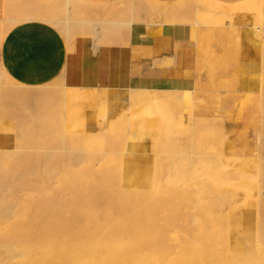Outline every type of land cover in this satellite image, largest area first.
Masks as SVG:
<instances>
[{
	"label": "bare ground",
	"instance_id": "obj_1",
	"mask_svg": "<svg viewBox=\"0 0 264 264\" xmlns=\"http://www.w3.org/2000/svg\"><path fill=\"white\" fill-rule=\"evenodd\" d=\"M6 1L10 2L9 5L14 2L13 0ZM132 1L134 0H130L129 10H134ZM143 1L145 5L140 12L142 17L149 18V22L146 24H153L152 20L158 18L162 19V24L169 23L178 15H181L182 21L194 24L193 16L190 19L184 8L174 5L170 8L167 6L168 9L163 10L158 7L157 3ZM26 2L32 3L33 1L26 0ZM26 2L23 4L29 5ZM258 2L260 4V0ZM31 3L25 7L29 9ZM23 4L14 2L9 9L15 10L14 6L23 8L20 7ZM106 4L103 5L106 6ZM116 4L124 5L122 0H116ZM245 4L247 3L239 6ZM90 5L88 4L89 7H91ZM33 6L34 8L30 10L25 8L27 15L22 14L20 16L22 19H15L12 22L43 20L55 26L57 31L63 27L66 28V26L68 29V26L75 28L85 25L91 32L90 38L94 41V45L91 43L94 51L104 39L105 33H108L107 27L105 29L102 27V25L105 26V20L77 21L78 19L68 18L67 13L64 20L59 18L64 17L66 9L62 13L63 16L61 14L57 17L59 20L56 18L54 20L40 19L35 13L39 4L35 3ZM19 8L18 11L21 12L22 10ZM113 8L111 6V9ZM118 8L119 10L123 9L122 6ZM25 9L23 8L24 12H26ZM32 9H34V13L29 14L28 11H32ZM240 10L236 6L231 9L228 15L224 13L225 11L213 10L214 12L210 13L211 10H207L209 12L207 15L218 19L231 18L236 14L239 15ZM253 10L257 12L258 19L256 21L264 31V7L257 6ZM246 11L248 12V10ZM243 12L245 11L243 10ZM250 13L251 11H249V15L253 16ZM2 19H0V29L3 22L8 21ZM134 19L132 17L126 22L118 23H121V28H125L132 22L139 21V17L137 20ZM106 25L108 26L107 23ZM253 27L255 26L253 25ZM63 31L61 30V32ZM67 33L66 36L69 34ZM61 34L65 35V32ZM103 46L105 45L103 44ZM253 59L256 62L253 65L263 67L264 59L259 54L254 52ZM258 59H260V63L257 61ZM260 74L262 82L259 83V90H262L264 70L260 71ZM60 85L62 94L58 88L59 92L56 93L61 94V98H57L61 100L58 105L55 103L56 107L52 106L54 108H52V112L54 111L53 117L55 116L58 125L63 129L70 123L78 122L96 126L126 106L138 107L148 115L156 114L158 116V110H154V105H157V108H159L158 105H161V108L164 109L168 106L175 107L177 112L180 108L181 113L187 114L190 122H197L195 127L191 123V130L194 132L206 129L207 132L209 131V135L213 134L212 131L215 132L213 137H216L219 133L216 130L222 129V121L220 122L218 119H195L191 115V93H158L146 90L147 92L133 91L122 96L119 94L106 95L95 91L72 89L69 91ZM37 88H40V85ZM35 89L29 91L30 86L13 82L0 70V93L8 92L19 100H24L23 98L26 96L40 99L45 92ZM76 93L78 94L76 95ZM54 96L56 95L54 94ZM77 98L79 100H76ZM42 104L45 105V103ZM97 107L102 110L88 113L87 116L82 111L83 108ZM164 111L166 113V110ZM171 111L167 112L170 113L169 115L166 113L169 116L168 121L176 113L174 110ZM27 112L29 113V111ZM120 113L119 118L109 121L107 129L101 133L77 135L66 133L60 128L57 134L59 137L56 140L53 138V141H49L47 138L48 141H45L42 138L44 142L37 141L33 144H29L30 141H27L30 146L22 147V139H20L18 144L20 150L5 149L0 153V264H264V161L256 162L255 172L257 171V173L252 174L255 176L254 178L251 177V173L248 174L253 163L248 159L219 160L217 155L224 156L222 151L216 155L212 154L211 150L209 153L206 149V155H197V159L191 161L189 158L187 160L188 153L186 154L184 151L181 153L179 150L176 153H179L180 159L178 156L177 158L173 157L174 155L172 156L171 153H169L171 156L167 154L168 158L172 157V161L180 160L178 162L182 160L184 162L185 159L187 163L191 161V165L196 166L188 165L189 168H184L183 165L178 174H172L174 170L171 168V164L166 162V159L164 160L166 156L163 153H166L164 152L166 149L162 147V154L155 152L157 155L155 157L147 158L145 156L142 158V167L132 171L127 166L132 164V160L129 161V156L134 151V145L137 142L134 141L135 136L127 135L124 129L126 127L124 126L126 112ZM163 115L162 113L161 116ZM165 115L164 120L167 123L165 117L168 116ZM218 122L221 124H219V129ZM213 123L214 127H210L209 124ZM216 123L217 129L215 130ZM45 125L44 127L48 128V131L51 130ZM51 126L53 128L54 125ZM167 126L168 129H175L172 125ZM37 128L39 129V127ZM51 132L55 133V129L49 133ZM162 132L164 131L162 130ZM168 133H166L167 136L162 135L163 138H167ZM203 133L204 131H202ZM161 134L163 133H157L160 137ZM220 136L219 138L222 140V134ZM117 138L119 139L116 141ZM166 138L167 142L170 138ZM187 138L189 137L187 136ZM214 139L216 141V138ZM170 140L168 143L172 142L176 145V141L172 139L170 142ZM118 141L120 147H118L119 143H116ZM113 142L117 144L115 148L122 149L120 153L114 152ZM162 142L160 141V145L165 146L166 144ZM195 142L198 141L195 140ZM156 146L152 148L157 150ZM168 146L171 145L168 144ZM127 147L129 152L125 154ZM259 147L262 149V145ZM176 148L173 150L176 151ZM219 148L221 149L222 146ZM203 153L205 154V152ZM261 154L263 153L261 152ZM174 163L173 161L172 165ZM111 165L113 168H110ZM148 165L156 167L154 172L147 169ZM177 166L180 167V165ZM250 177L254 178L255 182H259L261 178L263 186L258 185L254 193L245 191L242 196H239V184L235 183L244 180L251 181ZM252 181L254 180L252 179ZM149 186H151L150 190L144 191Z\"/></svg>",
	"mask_w": 264,
	"mask_h": 264
},
{
	"label": "crops",
	"instance_id": "obj_2",
	"mask_svg": "<svg viewBox=\"0 0 264 264\" xmlns=\"http://www.w3.org/2000/svg\"><path fill=\"white\" fill-rule=\"evenodd\" d=\"M30 1L40 5L48 0ZM148 1L161 5L164 10L167 6H179L182 0ZM246 1L194 0V24L179 21V16L175 17V21L161 25L135 21L128 27H118L116 31H112L101 41L103 43L100 42L96 51L93 50L94 41L90 38L91 32L87 26L73 28L66 39L47 21L8 24L9 21L6 23L8 29L0 36V70L12 81L27 87L58 82L66 89L122 96L133 91L187 92L191 93V99L206 102L208 110L205 117L218 119L220 122V118L225 117L232 106V99H224L223 104L216 109V97L223 93L216 88V81L220 76H229L231 92L243 98L238 102L240 109L245 112H240V118L244 123H251L250 116L255 112L258 102L252 95L254 80L242 75L243 68H254L253 64L245 63L242 55L247 51L244 44L249 27L243 25L247 15L236 14L222 19L207 15V10H211L210 13L213 10L225 11L228 15L232 8ZM5 4V0H0L2 20L7 19L5 16L10 11ZM111 6H117L116 0H80L72 18L79 17L80 21L86 22L83 19L86 14L83 13L97 11L111 15L107 22H120L114 18L116 10L115 7L111 9ZM250 55L252 56V52ZM125 109L128 110L129 106L122 110ZM101 110L100 107L82 109L85 116ZM122 110L96 126L81 122L76 124L85 130L97 131ZM145 156L150 157L145 151H133L129 156L132 164L127 168L132 171L141 168L142 158ZM151 167L152 165H148L147 169Z\"/></svg>",
	"mask_w": 264,
	"mask_h": 264
},
{
	"label": "rangeland",
	"instance_id": "obj_3",
	"mask_svg": "<svg viewBox=\"0 0 264 264\" xmlns=\"http://www.w3.org/2000/svg\"><path fill=\"white\" fill-rule=\"evenodd\" d=\"M9 1H11V0H9ZM13 1L14 2H17L18 4H23V2H26V0L25 1L24 0H21L22 3H21L20 0H18V1L17 0H13ZM79 1L80 0H69V1L68 0H50V1L48 0L47 2L41 3L38 6V10H36L35 13L37 14V16H39L40 19H43V18L44 19H49L50 18V19H53V20H54V18H56V20H59V18H61V19L64 18L65 19L67 17V14L69 16L68 18H72V13L77 8V3ZM258 1L259 0H247L246 1L247 4H245L244 6H238V9H241L240 10V14L238 16H245L248 13L247 14L248 17L245 18L246 21L243 22L244 23L243 25H246L247 27H249V28H247L248 29V31H247V33H248L247 35L248 36H247L246 42L244 44V47L247 48V51H245V53H243L242 55H243V58H244L245 63L248 62L249 64H255L256 63V62H254L255 59H253V53L254 52L257 53V54H259V56H261V58L264 59V50H263L264 49V39H263L264 31L261 30V28H262L261 25H259V23H257L258 21H256V19H258L257 18V12H255L253 10V9H256L257 6L258 7L259 6L260 7L261 6L264 7V0H262V1L260 0V4H259ZM66 2H67V4H66ZM122 2H123L124 5L118 4L115 7L116 14L114 15V18L117 21H120L121 23H123V22L128 21L129 19H132V17H133V19L136 17L134 20H137L138 17H139L138 20L140 22H145V23H148L149 22V18H146L145 17L146 18L145 19L144 17L141 16L142 13L140 12V10L145 5V2L143 0H134V1H132L134 3V10H129L130 0H122ZM5 3H6L5 5L8 8L13 4V3H11V5H9L10 2H8L6 0H5ZM27 3L28 2H26V4ZM30 3L31 2H29L28 4L30 5ZM35 3L36 2H32L31 3L32 5L30 6L29 9L25 7V6H29V5H25V4H23V6H20V7H23L24 9L26 8L27 10H30L31 8H34L33 4H35ZM193 4H194V0H182L178 4L179 5L178 7L184 8L185 13L191 19L192 16H193V11H194ZM47 5H49V6H47ZM121 6L124 9V11H123V9H120L119 10L118 7L121 8ZM14 7L16 9L14 10L13 7H11L13 9V11H11L9 9L10 11L5 16V18L11 19V20H8V21H10V23H8V24H13L12 20H15V19L16 20H20V18H21L20 16H22V14L27 15V14H25V13H27L26 9H25L26 12H24L23 8H19L18 7L19 10H22L20 12V11H18L17 6H14ZM158 7L161 8V5H158ZM252 7H254V8H252ZM16 10H17V12H16ZM44 10H46L45 11L46 12L45 13V17L43 16V11ZM64 10H65V13H64ZM243 10L245 12H243ZM246 10H248V12ZM129 11H131V12H129ZM249 11H251V13L253 14V16H250L249 15ZM96 12L97 11H95L94 13H89L87 11L86 13H83V15L86 14V17H83V19L86 20V21H96V20L97 21H101V20H105V26L102 25V27L104 29L107 27V30H106V31H108L107 34H110L112 31H116L117 28L120 26L121 23H118V22H116V23L115 22H107L106 21L107 18L109 16H111V15L106 14V12H104V13H98V12L96 13ZM28 13L29 14L30 13H34V9H32V11H28ZM62 13H64L66 16L64 14H62ZM61 14H62V16L64 15V17L57 18ZM243 14H245V15H243ZM24 15H23V18L25 17ZM137 15H139V16L137 17ZM178 16H179V21H182V18L180 17L181 15H178ZM178 16H176V17H178ZM7 19H5V20H7ZM76 19H78L77 21H79L80 18L79 17H76ZM175 20L176 19L174 17L172 19V22L175 21ZM189 21L191 22V20H189ZM7 22H3L2 26H1V29H0V33H1L0 36L1 37L4 35V33L6 32V30L8 29V27H6V23ZM152 22L157 23V24H162V19L161 18H158V19L152 20ZM193 22H194V20H193ZM106 23L108 24V26L106 25ZM253 25L255 27H253ZM116 26H118V27L116 28ZM113 27H115V28H113ZM121 27L122 26H120V28ZM63 29H65V30L63 31ZM68 29H69V31H67V32L69 34L66 32V30H68ZM68 29H67V26H66V28H64V27L61 28V30L63 32H65V35L64 34H62V35L66 39H68L71 31L73 30V28L72 27L70 28V26H68ZM258 29H260L261 31L258 30ZM61 30L59 32H61ZM255 31H256V33H255ZM257 31H259L260 34H259V32L257 33ZM63 32H61V33H63ZM66 33L68 34V36H66ZM107 34L105 33L106 37L108 36ZM105 35H104V39H105ZM256 35H258V36H256ZM70 38H71V36H70ZM261 42H262V44H261ZM261 45H263V46H261ZM251 52H252V56L250 55ZM260 54H262V55H260ZM257 61L259 62L260 59H258ZM253 66H254V68L253 67L252 68H249V69L243 68V71H242V75L244 74L245 76H248V79L254 80V82H255V88H254V90H252V92L254 94H252V95H254V97H255V99H257V102L258 103L255 105V112L252 113V115L250 116V119H252V121H250L251 123H248V122H245L244 123V122H242L243 120L240 118V112L243 111V110L240 109V107L238 105V102L241 101V100H243V98L241 96H236V95H234L231 92V88H230L231 87V85H230L231 84L230 83V78L231 77H229V76H224V77L223 76H220L219 78H217L216 88L219 91L223 92V93L221 95L219 94L216 97V100H215V103L217 105L216 106L217 107L216 109H219V106L223 104L224 99H227V98H231L232 99V106L230 107L229 111L226 113V116L220 118L221 121H222V123H221L222 124V126H221L222 129H220V130H222V131L216 130L217 129V126H216L217 123L215 124V130L216 131H219V133L217 134L218 135L219 142L217 140V135H216V137L215 136L213 137V134L215 135V132H213V131L211 132L213 134H210V135L208 134L209 131L207 132L206 129H203L201 131H199L200 130L199 129V130H197V132L196 131L195 132L192 131L191 130L192 125L194 124L193 126L195 127L197 122L196 121H192V120H191L192 122H190V119H188L187 114L184 113V112L181 113L182 110L180 108L178 109V112H179L178 113L177 112V109H175V107L168 106V108L171 107V109H168L167 107L164 109V108H161V105L160 106L158 105L159 108H157V105H154L155 106L154 107V110H158V114H157L158 116L159 115L161 116L162 113L165 115L169 110L170 111L172 110L171 112H173V110H174V112L178 113L177 116H175L176 113H174L173 114V118L174 119L172 117H170L171 119L169 121H168V118H169L168 115L170 113H167L168 115L167 114L165 115V116H168V117H165V119L167 120V123H165L166 121L164 120V115L161 116V118H162L161 119V118H159L160 116L158 117V116H156V114L155 115H148V113H146L145 111H143L141 108H138V107H136V108H134V107L132 108L131 107L130 108L129 107L128 110L125 109L124 111H122V114L124 112H126V114H125V123H124V126H126V127H124V129H125L127 135H134L135 136V138H134L135 140L134 141L137 142V144L134 145V151L135 152H137V151H145L150 157H153V156L155 157V156H157L156 153L162 154V151H163L162 150V147H164L163 149H166V150H164V152H166V153H163V155L166 156L164 158V160L166 159V162H168V163L171 164V166H172L171 168L174 170V172H172V174L173 173L174 174H178L179 173L178 172L179 169H182L183 165H184V168L185 167L186 168L187 167L189 168L188 165L193 166V167L196 166V165H191L190 162L192 160L193 161L196 160L197 159L196 158L197 155H206L207 154L206 153L207 150L209 151V153H211V151H212V154H216V155L218 153H220V151H222V153H223L224 156H220L218 154L217 155L218 156L217 159H219V160H225V159L226 160H231V159H234V160L248 159V160H250V161L253 162L252 163V166L250 167V169L248 171V174L249 173H251V175L252 174H256L257 173V171L255 172V170H256V165H255L256 162L258 160H261L260 162H263L264 161V150H263V148H264L263 147L264 146V140H263L264 139V137H263L264 136V115H263V113H264V111H263L264 110V97H263L264 96V89L263 88L264 87L261 88L262 90H259L260 89L259 83L262 82L261 81L262 78L260 77V75H261L260 74V71L264 70V60H263V63H262V66H263L262 68L263 69L260 68L259 66H256V65H253ZM13 82H15V81H13ZM17 84H19V83H17ZM56 84H58V82L51 83V84H48V85H43V86H40V88L30 87V90L29 91H34V89L36 88L35 90H37V89L40 90L41 89V90H43L45 92V94L43 96H41L40 99L39 98H35V97L32 98V97H29V96H28L29 97L28 98L26 96V98L25 97L23 98L24 100H22V99L19 100L14 95H12V94H10L8 92L2 91L0 93V153L3 152V150H5V149L11 150V149H14L15 148L17 150H20L18 148L19 147L18 144H19V140L20 139H22V147H28V146H30V145H28V142L27 141H30L29 144H33L35 142L37 143V141L38 142H44L42 138H44L45 141H48V140L49 141H53L54 139L56 140V138L59 137L57 134H58L60 128H62L61 130H63L66 133L77 134V135H83V133H86V135H89V134L94 135V133H96V132L101 133V132L104 131V129L105 130L107 129L109 121H114V119L115 118L117 119V117L119 116L118 115V116L112 118L113 120L110 119L107 123H104L102 125V127L99 130H97V131L85 130L82 126H80V125H78L76 123L75 124H69V125L66 126V128L63 129V127H61L60 125H58V123H57V121L55 119V116L53 117V114L55 115L54 111L52 112V110L54 109L52 106L55 105V107H56L58 105V103H59V101L61 99H57V98H61V94H62V91L60 90V87H59V85L61 83H59L58 86H56ZM52 85H54V86H52ZM55 86H56V88H55ZM57 88L60 90V93L61 94L56 93V92H59V91H57ZM54 89H56V90H54ZM69 91H71V90L69 89ZM66 92H68V91H66ZM50 93H52V94H50ZM54 94L56 96H54ZM77 94L78 93H76V95ZM261 98H263V99L261 100ZM76 100H79V99L77 98ZM42 103H45V105H43ZM23 105H24V107H23ZM205 105H206V102L205 101H203V100L195 101L192 98L191 99V115L195 119H199V118H201V119H204V118L205 119H211L209 117H205L204 116V114L208 110L207 107H205ZM44 106H46V107H44ZM26 110L29 111V113ZM31 110H33L34 113L31 112ZM159 110L161 111L160 113H159ZM164 110H166V113H164L165 112ZM2 112H3V114H2ZM39 114H40V117H39ZM171 116H172V114H171ZM175 117H176V119H175ZM161 120H164V121H161ZM260 121L263 124H261ZM48 123H51V124L49 125ZM191 123H192V125H191ZM30 124H31V126H30ZM44 124H46L45 126L49 127V129H51L52 131H54V129H55V133L54 132L49 133L51 130L48 131V128L46 129L44 127ZM52 124L55 126V128H54V126L52 128V126H51ZM175 124L176 125L178 124V125L176 126ZM219 124L220 123L218 122V129L220 128V125H221V124L220 125ZM167 125H169V126L172 125V127H175V129L170 128L171 131H169L170 129H168V126ZM165 126H166V128H165ZM209 126L210 127H214V123L212 125L209 124ZM37 127H39V129ZM56 127H58L57 130H56ZM161 128H163V129H161ZM162 130L164 132H162ZM159 131H161V132H159ZM168 131H169V133H168ZM202 131H204L203 134H202ZM178 132H179V134L177 135ZM80 133H82V134H80ZM157 133H163V134H161V137L162 138L160 136H158ZM166 133H168V135H169L168 137L171 140L173 139V141H176L175 142L176 145L174 143H172L170 139L169 140H170V142L172 144L171 143H168L169 140L166 142V140H165L166 137L163 138V136H162V135H166ZM221 134H222V140H220V138H219V137H221L220 136ZM45 135H46V137H45ZM52 135L53 136L55 135L56 137H53ZM37 136H38V138H37ZM176 136H178V137H176ZM187 136L189 138H187ZM19 137H21V138H19ZM151 137H152V139H151ZM211 137H213V138H211ZM16 138L18 139V141H17ZM47 138H48V140H47ZM214 138H216V141H215ZM255 138L258 141L257 140L255 141ZM118 139L119 138H117L116 141ZM151 140H154L153 141L154 143L153 142L151 143L150 142ZM195 140L198 141V142H195ZM156 141H157V143H156ZM160 141H163L162 143H164L166 145L165 146L164 145L161 146L160 145ZM199 142H200V144H199ZM116 143H119V141L116 142ZM116 143L113 144V150H114L115 153H120L121 150H122V149L118 148V147H120L119 146L120 143L118 144V147L115 148L117 146ZM121 144H122V142H121ZM168 144H170L171 146H168ZM216 144L219 147L222 146V148L220 149ZM149 145H152V146H149ZM155 145H157L156 147L159 149L160 152L158 151V149L157 150L156 149L154 150V148H152ZM260 145H262V149H261V147H259ZM179 147H180V149H179ZM175 148H176V151H174ZM116 149H118L117 152H116ZM171 150H173L174 154H173V152H171ZM179 150H180L181 153H184V152H186V154L188 153V155L190 157L187 156V160L190 159L191 161H189V163H187V160H185V159H184V162H183V160L181 162H178L180 160H176V161L173 160L176 164L174 163V165H172L173 164V161L171 160L172 157L168 158V156H171V155L173 156L174 155L173 157L176 156L175 158H177V156H178V159H180L179 158V153H176L177 151L179 152ZM258 150H260V151H258ZM182 151H184V152H182ZM127 152H128V147H127L126 153ZM203 152H205V154ZM261 152L263 154H261ZM169 153H171V155ZM153 154H155V155H153ZM167 154H168V156H167ZM186 154H184V155H186ZM191 157H192V159H191ZM70 161H71V159H70ZM71 162H73V160ZM168 163H165L164 162V164H167V165H168ZM170 164H169V166H170ZM112 165H114V164H112ZM177 165H180V167L177 166ZM111 166H110V168H113V166L112 167ZM175 167H176V169H175ZM155 168L153 166L151 167L152 172H154ZM163 170H165V169L163 168ZM173 170H170V171H173ZM251 177H254L255 178V176H253V175ZM251 177H250V179H251ZM254 178H252L254 181H252V179H251V181L244 180V181H240V182H236V183L233 182V183H235L237 185L239 184L238 185V187L240 188V190L238 189L239 192H240V193H238L239 196H242L243 195V192H245V191H248L250 193H254L256 191V187L258 185L259 186L260 185L263 186V181L261 182V178H260L259 182L258 181L255 182V179ZM260 183H262V184H260ZM150 188H151V186L145 188L144 191L150 190Z\"/></svg>",
	"mask_w": 264,
	"mask_h": 264
}]
</instances>
